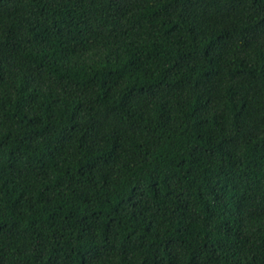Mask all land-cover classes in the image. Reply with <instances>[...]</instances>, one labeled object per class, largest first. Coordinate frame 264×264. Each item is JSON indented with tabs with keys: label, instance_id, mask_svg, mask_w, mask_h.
I'll return each mask as SVG.
<instances>
[{
	"label": "trees",
	"instance_id": "16d2710c",
	"mask_svg": "<svg viewBox=\"0 0 264 264\" xmlns=\"http://www.w3.org/2000/svg\"><path fill=\"white\" fill-rule=\"evenodd\" d=\"M0 264H264V0H0Z\"/></svg>",
	"mask_w": 264,
	"mask_h": 264
}]
</instances>
